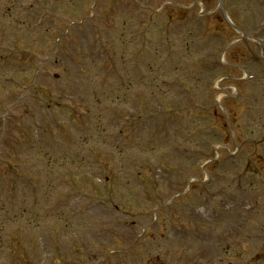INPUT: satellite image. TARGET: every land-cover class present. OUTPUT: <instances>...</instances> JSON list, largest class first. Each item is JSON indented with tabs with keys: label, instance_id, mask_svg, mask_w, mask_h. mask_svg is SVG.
Instances as JSON below:
<instances>
[{
	"label": "rangeland",
	"instance_id": "rangeland-1",
	"mask_svg": "<svg viewBox=\"0 0 264 264\" xmlns=\"http://www.w3.org/2000/svg\"><path fill=\"white\" fill-rule=\"evenodd\" d=\"M40 2L37 3L35 0H16L15 4L16 6L21 5H29L32 3V8L26 7L28 11H33L32 16L30 18H26V15L28 12L17 10L15 13H13V17L15 18H21L23 12L26 14L25 17V23H27L31 28L32 31L39 33L41 36L40 38L43 39L44 36H49L51 38H55V35H58V33H55L59 30V27L54 31L51 29V26L53 24L57 25L59 23L60 29L63 24H66V20L72 19V15H75L76 18H79L80 15H78L76 10V5L71 0H39ZM87 1V0H86ZM90 1V0H88ZM223 1V10L224 14L221 13V10L218 7V0H138L139 4L143 5V9L139 7L137 3L136 5L132 6V4H120V2H110L108 5L98 9L96 8V16L100 14L103 18L100 20H97L95 23V26H90V28H86L85 32L87 35H90L92 32V28L95 27L97 30L94 32V35L90 37L89 40H86L84 42L82 38H75L73 37L74 42L69 40L67 42L66 47H62L63 51L59 55L65 56V64H59L55 68H48V71L44 73V77H50L51 75L56 74L58 77L53 78V81H49L52 83L50 87L54 89L53 96L49 97L48 105L51 103H58V106L67 105L69 101L73 103L72 101L75 100V102L84 100L87 98L85 103H89L90 107L88 109L91 110L92 113H98V110H104L107 109L108 111H112V115H116V121L113 125L112 132L113 135H115V145L116 149L118 151H123V155L125 156V162L126 159H129V164H125L123 167V172L130 178L133 179L131 181L132 185L136 187L137 191L136 194L139 195L141 193L140 187L141 186V179H143L144 175H147L148 172H150V178L151 183L156 187L157 184H161L163 189L168 190H174L170 193H174L176 190L180 191L184 185H179V179L176 177H172L171 175L164 174L163 172H159V170L156 168L153 161L158 160L160 162L161 167L166 169L170 166H173V163L175 161V157L173 153L171 152L174 149L175 145H181L184 144L185 146L192 145L191 143H187L186 141L181 140L180 142L172 141L171 137H164V140L166 141V145L168 146V150L166 148H162L159 153H154L149 151L148 149L145 151L140 152H133L132 150L128 149L129 143H131L132 138V129H135V136L139 139L142 138H148L149 142L147 145L154 147L158 143L157 141L150 140L149 138V132L153 131V127L156 126V124L163 123V109L162 106H166L168 103V99L161 97L160 94L158 96L156 95L159 92L158 84L159 83V75L162 74L163 71H169L171 70L172 66L176 65L174 58L179 57V62L186 65L185 70L182 75L183 79H186L188 82H192V84H199L201 83L203 86L204 92H210L211 90L210 86H208V82L213 79L212 83H215L216 81L220 80L221 77L224 75L226 76L229 72L230 78L225 79L217 84L219 86V93L215 95V103L214 101L211 102L208 97V100H205L204 97L201 95V99L203 101H208L206 104L204 103L201 105L202 109H199V111H202L204 116L203 118H198L197 122H195V125H198L199 122L206 123L207 127H214L211 124V110L216 109L217 113V125L216 129L209 130L207 133L210 136V139H217L219 140V143H223L225 140L224 135L220 132V130H223L227 133V135H230V129L233 130V133L236 136L237 140H243L245 137H250L249 133L247 131H244L240 128L239 125H242L241 127H245L249 125L250 119H253L254 124L257 122L259 126H262L264 124V116L263 118L257 117L261 112H259L261 109H264V61H262L264 57V44L258 45V40L263 41L264 40V0H222ZM167 2H170L171 5L165 6L164 9H162L163 14L161 19L160 26L164 25L166 21L164 19H168V23H175L176 20L179 19L180 25L177 26L176 30L178 33H183L182 31H179L181 29H184L186 33H188L189 40L186 44H184V41L177 43V53L172 54L171 60L168 62L159 65L156 72L154 70V67L157 66L156 61V54L154 53V48L148 43L149 40H152L154 37L160 36V34L156 33V31L152 28L150 25V19L155 18V12L156 10L160 11V8L163 7ZM57 4V5H56ZM59 4V5H58ZM13 5V4H12ZM14 6V5H13ZM89 4L87 2L86 6H81L80 8L82 10H79L81 12V16H87L86 11L89 9ZM177 6V7H175ZM15 7V6H14ZM144 7H149L148 10H144ZM190 7V8H189ZM188 9V11H184ZM181 9V10H180ZM64 11V13H62ZM202 12V13H201ZM206 13V15H205ZM63 14V15H62ZM202 15V16H201ZM59 16H63L64 18H61ZM226 19H225V17ZM56 18V19H54ZM199 18V19H198ZM53 20L47 23L46 27H42L43 24L47 22V20ZM43 20V23L41 21ZM186 20L189 21V27L184 25V22ZM227 20V21H226ZM64 21V23L62 22ZM136 22L137 25H136ZM229 24H233L237 28L239 27L240 30L244 32L247 38L241 37L240 33L233 30L231 27H229ZM62 24V25H61ZM149 24V25H148ZM40 26V27H39ZM124 27L127 31V34H125L124 40L128 38V40L133 39L134 42H132V45L127 48L128 52L123 55L120 59H116V62L112 61L110 59V54H113L114 50V43L115 41L112 40L111 36H113V33L117 31L113 29L115 27ZM52 30L53 32H51ZM104 31L105 33H108V35H104L101 33L102 39L99 37H96L100 34V32ZM129 33V35H128ZM239 34V35H238ZM133 36V38L131 37ZM138 39V41L135 39ZM183 36V34H181ZM16 39L13 37L14 43L16 44L13 47L10 46V49H13L11 51L14 52V50L19 49V42L20 39L19 34L16 33ZM234 37L239 38L237 41L232 42V39ZM163 44L168 40V37L165 39L163 36H161ZM250 38H253L255 40V43H251ZM37 37H32V44L26 43L29 47V45H36L35 40ZM2 40H8V38H0V44ZM51 39L50 43L41 51H47V48L51 47L53 41ZM140 40V41H139ZM114 42V43H113ZM199 42V43H198ZM232 42V44L230 43ZM10 42H6L3 45H0V51L3 49V46L8 45ZM100 45L98 49L101 50L102 47H107V53L106 50L102 51L106 53V57L103 58V60L98 61L97 56H89L88 58V70L91 71L92 74H94V71L96 70L95 64H101L100 65V72L97 76V82L93 81L91 78L90 72L88 70L84 72L81 71L80 67H82V64L80 65L81 56L77 55L75 52H80V49L83 50L88 46H94ZM140 43L143 45V47L139 46ZM198 43V44H197ZM75 44V45H74ZM197 44V45H196ZM24 45V44H23ZM96 45V46H97ZM112 47V51H110ZM106 49V48H105ZM148 50V56L144 60V62H141L139 60L138 63V70L141 71L142 69L146 68V70L149 71V82H152L151 85L144 84V79L138 77V80L136 81L133 76H135V73L131 74L127 72L128 69L134 70V65L131 61V58H137L141 59V57L144 55L145 51ZM8 51H3L4 58L2 61H0V73L2 74L5 72L6 77H12V80H17L18 78L21 80L20 87H26L33 78L27 77L23 78L22 74L20 72L17 73L18 78L13 77L11 73L8 70L7 63L10 61L9 57L13 56V52L11 53ZM130 51V52H129ZM143 51V52H142ZM158 52V50L156 49ZM259 51V52H258ZM141 52L143 53L141 55ZM166 52V51H165ZM209 52H215L212 54V56H209ZM28 51L26 49L20 50V56L18 57L16 64L20 67H26V68H32L33 66L29 62L28 59ZM154 53V55H153ZM166 54H168L166 52ZM216 54V55H215ZM171 55V54H170ZM55 59V56H53ZM129 59H128V58ZM215 60L216 64L209 63L210 60ZM67 60L70 61L73 65V71L72 72V65L67 64ZM218 61H220L223 65H229L232 64L233 66H236V63L244 67L247 71H249L250 74L254 75V79L250 80V83L245 84L244 86L241 85V83H237L235 77L242 76L243 74L239 73L236 69V74L234 70L228 69L227 67L223 68L221 67V64H218ZM94 61L95 64L92 62ZM91 62V63H90ZM51 63V62H50ZM178 65L181 64H177ZM183 65V66H184ZM154 66V67H153ZM206 67H210V69H205ZM127 68V69H126ZM189 68V69H188ZM243 68V69H244ZM112 69V71H110ZM71 71V72H70ZM161 71V72H160ZM110 73V74H108ZM164 73V72H163ZM40 74V73H39ZM47 74V75H46ZM72 75V79L70 80V77ZM142 75V74H141ZM161 76H167V75H161ZM235 76V77H234ZM4 76L0 75V87H3L5 82L3 81ZM173 76L168 78L167 80L172 79ZM63 78H66V80H62ZM162 78V77H161ZM174 80L181 79L178 75H174ZM188 78V79H187ZM163 79V78H162ZM214 79H216L214 81ZM120 80L123 83H128L129 85H134L137 83L139 89H145L150 91L151 96L155 97V99L151 98L149 102V108L151 110L152 116L148 117L145 123H142V127L137 125H134L133 117L135 115L129 117L131 120H125L126 117L123 116L124 108L122 104L119 102L112 101L113 99L109 92L111 91V88H117L120 87L119 83ZM173 80V81H174ZM148 81V79L146 80ZM257 81V82H256ZM33 82V81H32ZM154 82V84H153ZM45 83V86H49ZM99 85V87H98ZM44 85L39 87L38 89H34L36 92V95L39 97L40 94H44V90L48 92H53L51 88L45 87ZM201 86H199L198 89H195L196 92H200ZM230 86H234V89ZM243 86V87H242ZM143 89V90H144ZM115 90V89H114ZM236 90V91H235ZM144 92V93H146ZM16 97L11 98L10 100L15 99L16 101L14 109H16V115L13 116V122L15 123V130L13 129V133L16 134L14 137L17 141L18 140H24L25 137V128L29 131L28 126H31V128L34 131H37L39 135L44 136L47 140L42 141L41 144L38 147H30L27 152H29V158L26 159V162H23L21 159L23 157L20 156V162L15 161L14 164L17 165V167L14 170V175L11 176L13 187L18 186L17 193H22L25 200L16 197L14 198L12 195V191L10 190V187H12L5 179H0V202L7 207V211L3 205H0L2 209H0V264H30V261L33 259L34 255H36V258L38 260L40 259V256H38L37 251V243L34 241L37 239L38 241V248L41 247H49L52 244H54L57 238V234L54 232L53 229L54 223H49L50 227L48 228L49 233L46 232V234H40L37 233L34 234L32 230L28 229V222H27V209L28 204L36 203V206L40 203L46 202L48 205H52V203H55L54 201H60L61 197H63L64 193L61 189L68 188V182L64 184L58 179H56V174L60 172V170H56L55 168L47 169V182H43L40 184V187L38 185H31L28 181V176H26L24 173V169L30 170V172L34 173L38 171L41 168V163H45V158H42L41 155H46L47 153L49 155H52V162H59L60 160L57 158L59 156L60 152L66 153V159H70L71 157L77 155V153L82 150L85 153L88 152V154H102V158L105 160H102V163L105 164V169L103 168L104 172L108 173L109 177V188L113 187L114 185L123 183L124 177L122 179L117 178L116 176H112L111 173L114 172L112 169L114 166L109 164V158L110 156H107L105 154H110L114 157V162L117 164L120 158V155L118 151L113 150L111 151V148L107 147V142L105 145L102 140L97 138H94L96 135H92V130H95V127L91 125L90 127H83L81 129L77 127L70 126L69 129H73L76 132L74 134V137L64 132L60 127L65 128V126H69L67 118L56 120L54 116H48L45 115L47 113L46 110L45 113L43 110L42 105H37L32 100H23L19 95V92L16 91ZM214 93V92H213ZM127 92H122L119 94V98L126 96ZM215 94V93H214ZM162 95V94H161ZM160 96V97H159ZM200 96V95H199ZM198 96V97H199ZM220 96V97H219ZM53 97V98H52ZM158 97V99H157ZM232 97V98H231ZM46 98V97H45ZM58 98V100H57ZM90 98V99H89ZM139 98V97H138ZM219 98V99H218ZM164 99V100H163ZM250 99V100H249ZM100 101V103H97L96 101ZM141 98L137 100V103L139 104ZM90 101V102H89ZM263 101V102H262ZM29 102V103H28ZM74 102V103H75ZM134 109L136 106V103L134 101H129ZM219 102V104H218ZM241 103V106H239ZM212 103V104H210ZM214 103V104H213ZM220 103L222 105H225L226 107V115H223L220 108ZM2 103H0V108ZM84 104V105H86ZM218 104V105H217ZM237 104V106L235 105ZM263 104V106H262ZM48 105L44 104V108H47ZM177 105V104H176ZM182 105L186 106V111L189 110L192 107L197 108L196 102H192L188 99ZM47 106V107H46ZM139 107V105H137ZM136 106V107H137ZM137 107V108H138ZM176 107V106H172ZM123 108V109H122ZM247 109L254 111L249 112ZM135 111V109H134ZM198 111V112H199ZM2 113V112H1ZM0 113V116L2 115ZM206 113V114H205ZM6 117V116H4ZM8 119V118H6ZM211 119V120H210ZM65 121V122H64ZM92 121V120H91ZM199 121V122H198ZM132 122V123H131ZM214 122V121H212ZM100 121H98L96 124H99ZM252 124V123H251ZM60 126V127H59ZM248 127V126H247ZM62 130L60 131L59 130ZM22 129V130H21ZM100 129V128H98ZM106 129V128H104ZM160 129L167 133V131H170L171 128L169 125L166 124H160ZM26 131V133L29 134V132ZM78 131V132H77ZM204 128H199V133L203 132ZM60 135V136H59ZM13 136L12 133H7L4 131V134L2 135V138L5 140L9 137ZM108 139V138H106ZM229 139V138H228ZM226 139V140H228ZM11 142V140H10ZM230 141H228L229 143ZM218 143V144H219ZM225 143V142H224ZM163 145V144H162ZM177 145V146H178ZM214 145V144H213ZM234 144L231 142L230 147H233ZM6 149V148H5ZM129 151H125V150ZM233 148H231V151ZM223 149L218 146L215 147V151H222ZM168 151V152H165ZM205 151L207 154H210V151L208 148H205ZM170 152V153H169ZM203 153V151H202ZM170 154V156H164ZM119 155V156H117ZM211 156H215V153H211ZM142 157H145L144 159ZM178 159V157H176ZM118 160V161H117ZM167 160V161H166ZM174 160V161H173ZM187 160L193 161L194 158L190 157ZM0 162H4L3 160ZM6 163V162H5ZM147 163V164H145ZM177 163V162H175ZM226 163V156L225 154H221L220 159L214 163V168L211 170H207V172L212 175L218 168L224 166ZM12 164L10 166V170H5L4 174L7 176L10 171H13L11 168L13 167ZM147 165H150V169H147ZM7 168V163L5 166V169ZM37 169V170H36ZM165 169V168H164ZM170 170V168H168ZM167 169V170H168ZM73 171H76V169H72ZM102 170V169H101ZM94 172L100 171L96 167L93 170ZM92 171V172H93ZM72 172V171H69ZM90 173V171H87ZM93 172V173H94ZM171 173V171H169ZM68 173V172H67ZM97 173V174H98ZM92 174V173H90ZM216 177H220L221 173L220 171H216L214 173ZM107 177V178H108ZM194 177H197L201 180L202 175L194 174ZM156 179L158 182H156ZM37 183V182H36ZM51 185H55L56 189L52 193H48L47 191H50ZM67 185V186H66ZM98 185V184H97ZM92 188L95 190L97 194H99L97 188L92 185ZM131 189L132 186H130ZM197 188L199 190L203 189L202 183H197ZM76 191H73L70 193V197H73L72 203L74 204L76 201L84 200L85 202H90V206L93 207L96 204V201L93 197H91L87 192L82 190L81 192L79 190V187L76 186ZM140 189V190H139ZM61 190V191H60ZM139 190V191H138ZM139 192V193H138ZM128 195L130 192L128 190H125V192H122V194ZM85 194L86 196H84ZM142 194V193H141ZM140 194V195H141ZM59 195V196H58ZM47 198L45 199V197ZM45 199V200H44ZM29 202H28V201ZM142 200V199H141ZM100 202V212H92L91 209L88 211L81 209V213L87 214L83 215L81 214L79 222H81L82 225H88L91 222L94 224H97L98 230H95L92 228V230L88 231L87 235L93 237L97 233H100V231L103 229L100 226L104 223V220L106 217L111 218V222L119 224V226L123 225V222L125 223V226L132 228L135 226V228H138L137 225H139V221L142 220L139 219L138 215L135 212H131L127 210V207L129 206L128 199H126L123 195L121 200L118 199L116 201L106 200L105 202ZM246 205H251L250 203H245ZM201 205H198L200 207ZM256 206H260V203H256ZM65 210V209H64ZM120 210V211H117ZM22 211H25V214L23 216L19 215ZM52 211V209H50ZM128 211V212H126ZM92 212V213H90ZM68 213V212H67ZM226 214V213H225ZM136 216V217H135ZM236 218L229 214H226L225 217H222L220 220L221 223L224 224L225 222H228L229 224H232ZM65 222L70 221L69 215H66ZM108 220V219H107ZM106 220V221H107ZM133 225V226H129ZM207 226V225H203ZM208 226H214L213 223H210ZM231 226L230 227H224L221 232L224 234H227L231 232ZM44 230H40L39 232H43ZM36 232V231H35ZM74 232L73 236L72 234H68L61 246L59 247L62 252L66 254L64 262H60L62 264H83L84 260L81 259V253L78 252L79 250L84 249L82 243L84 241V234L80 231ZM34 236H31L33 235ZM78 234V235H77ZM111 236L112 238L108 240V246L105 244H100V241H96V245L98 248H94L93 251L99 252L102 251L99 247L111 249V247H122L121 244L124 242L122 239L120 240V243L116 240V237H121L122 235ZM77 235L78 241H75V236ZM125 235V233H124ZM178 235V236H177ZM187 237L186 233L178 234L176 233V236L170 240L171 247L169 249V252L167 253V258L165 261L159 259L157 260L160 263L164 264H171L169 260L173 258L178 259H184L186 248L188 247L187 243ZM202 238V236H199ZM61 241V239H59ZM102 241H107V238L103 237L101 238ZM58 241V244L60 243ZM201 241V240H200ZM57 244V245H58ZM95 245V244H93ZM92 245V246H93ZM113 245V246H111ZM226 245H229L226 242ZM91 247V246H90ZM199 248L198 245H195L194 252H197V249ZM176 250H180L181 254L179 257L173 256ZM34 251V252H33ZM104 251V252H105ZM178 251V253L180 252ZM236 249H233L231 251V254L233 255L235 253ZM95 252L93 253V256H95ZM103 252V253H104ZM19 253V254H18ZM44 253V257L42 259V262L40 264H56L51 260V256L49 254V251ZM15 254L23 256L22 262H19L15 258ZM77 254V255H76ZM231 255V256H232ZM61 254H58V258H61ZM20 257V256H19ZM95 262V261H93ZM121 263V262H119ZM97 264V262H95ZM172 264H179L177 261H172Z\"/></svg>",
	"mask_w": 264,
	"mask_h": 264
}]
</instances>
